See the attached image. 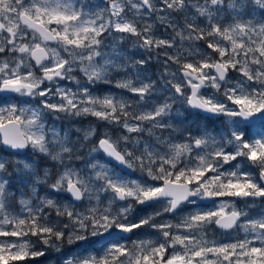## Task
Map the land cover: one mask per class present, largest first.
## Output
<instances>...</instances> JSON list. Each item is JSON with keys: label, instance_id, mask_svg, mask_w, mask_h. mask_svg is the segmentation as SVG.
<instances>
[{"label": "snow or ice", "instance_id": "1", "mask_svg": "<svg viewBox=\"0 0 264 264\" xmlns=\"http://www.w3.org/2000/svg\"><path fill=\"white\" fill-rule=\"evenodd\" d=\"M4 148L0 264H264V0H0Z\"/></svg>", "mask_w": 264, "mask_h": 264}, {"label": "rangeland", "instance_id": "2", "mask_svg": "<svg viewBox=\"0 0 264 264\" xmlns=\"http://www.w3.org/2000/svg\"><path fill=\"white\" fill-rule=\"evenodd\" d=\"M94 2H97V0H94ZM174 16H176L177 17V19H179V20H182L183 19V17H182V14H173ZM170 31L171 30H168L167 32L164 30V28H163V26H161V25H159L158 23H157V25H156V35L157 36H161V37H167L168 36V34L170 33ZM128 51L129 52H132V51H134L133 49H131V46L130 45H128ZM136 55H137V57L139 56V53H136ZM160 65L157 63V61L155 60V59H153L152 61H151V63H150V66H149V68H148V73H149V75H153V73L155 74V75H153V79H155L156 78V76H159V74H160ZM120 75H123V74H120ZM106 87H110V86H106ZM112 91H115V92H118V91H120V90H116V89H111ZM119 93H121L122 95H124V96H126V97H130L131 98V94H129V93H127V92H124V91H120ZM158 99H162V97H159ZM175 108H179L180 109V111H183V108L179 105V104H177V105H175L174 106ZM69 123H71L72 124V126H73V137L75 138L76 136H78V135H80V136H82V133H75V128H77V127H79V128H83V129H86L88 126H89V124H92V125H95L96 127H97V135L98 134H101L103 131H104V129H105V127H107L108 129H109V131L112 133V135L113 136H115L116 135V133H117V130L116 129H114V128H112L111 126H107L104 122H98V121H96V119L95 118H93V117H83V118H78V119H76V120H74V121H70V120H61V121H57L56 122V126L57 127H60L61 125H65V126H67ZM253 132H255L256 131V129H253L252 130ZM96 139V137H93L92 138V140L94 141ZM85 143H91V142H85ZM86 151V150H85ZM100 159H101V161L102 162H105L106 160L101 156V154H96ZM38 154H34V153H32L31 151H29V152H27L26 154H23V155H19V156H17V155H10V156H8V155H6V156H4L5 158H10V159H26V160H28V162H33V161H35V163H36V165L37 166H39V163H40V161H39V158H38ZM77 163H79V162H77ZM40 168V167H39ZM40 169H42V168H40ZM45 192H46V190L44 189V188H42V190H41V194H45ZM242 206V205H241ZM146 211H144V214H147V212H150V211H153V209H151V208H146L145 209ZM260 210V208H259V205L256 207V208H253V209H249L248 211H249V215H255L258 211ZM165 218H169V219H171L172 218V216H170V215H166V217H160V218H158V219H165ZM217 233V234H216ZM213 235L215 236V238H217V239H221L222 237H221V234H218V232H213ZM65 247H69V246H67V245H65ZM71 247H74V249H77V248H79L80 247V245L79 244H76V245H72ZM66 248H64V250H65ZM68 251H70V250H68ZM61 255V253H57V252H55V251H53V250H48V253H47V255L45 256V257H41V258H39V260L38 261H36V262H33V264H59V261H58V258H59V256Z\"/></svg>", "mask_w": 264, "mask_h": 264}, {"label": "trees", "instance_id": "3", "mask_svg": "<svg viewBox=\"0 0 264 264\" xmlns=\"http://www.w3.org/2000/svg\"><path fill=\"white\" fill-rule=\"evenodd\" d=\"M105 87H106V86H104L103 89H104ZM101 88H102V87H101ZM103 89H102V91H103ZM120 91H121V90H120ZM120 91H118V92H120ZM181 118H182V117H181ZM0 155H2V156H6V155L10 156V155L7 154L3 149L0 150ZM38 158H39V161H40L38 167L43 168V167H45V166H51L50 162L47 161L46 158H44V157H42V156H38ZM10 170H11V169H10ZM15 177H16V174L14 173V174H13V187H15V186L19 183V181L16 180ZM42 188H43V186H41V190H42ZM215 228H216V227H215ZM215 232H218L217 229H215ZM216 234H217V233H216ZM64 248H66L65 250L63 249V251H65V252H69L68 250L74 249V247H71V246H69V247H64ZM50 250H51V249H50Z\"/></svg>", "mask_w": 264, "mask_h": 264}, {"label": "flooded vegetation", "instance_id": "4", "mask_svg": "<svg viewBox=\"0 0 264 264\" xmlns=\"http://www.w3.org/2000/svg\"><path fill=\"white\" fill-rule=\"evenodd\" d=\"M101 87H102V88H101ZM103 87H104V86H100V85L97 86V91H98V93H99V92H102ZM107 89H108V87H105V88L103 89V91H105V90H107ZM99 135H100V134H98L97 136H99ZM96 138H97V137H96ZM95 140H96V139H95ZM29 151H30V150H28V152H29ZM238 206H241V205H238ZM145 209H146V208H144L143 211H141V209L138 208L137 211H138V212H141V214L143 215V214H144V211H146ZM212 229H213V232H214V233H215V229H217L218 234H221V230H219L218 228H215L214 225L212 226Z\"/></svg>", "mask_w": 264, "mask_h": 264}, {"label": "water", "instance_id": "5", "mask_svg": "<svg viewBox=\"0 0 264 264\" xmlns=\"http://www.w3.org/2000/svg\"><path fill=\"white\" fill-rule=\"evenodd\" d=\"M4 150L5 151H7V153H10V154H15V153H13V150H11V149H7V148H4ZM27 152V150L24 152V153H26ZM24 153H21V154H24ZM102 155V154H101ZM103 156V155H102ZM104 157V156H103ZM105 159H107L106 157H104ZM220 230V229H219Z\"/></svg>", "mask_w": 264, "mask_h": 264}]
</instances>
